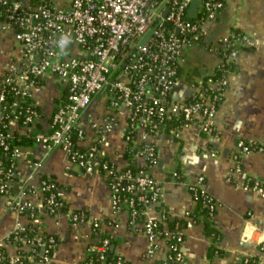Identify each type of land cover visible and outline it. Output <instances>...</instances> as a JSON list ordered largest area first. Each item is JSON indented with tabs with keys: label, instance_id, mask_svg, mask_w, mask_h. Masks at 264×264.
Returning a JSON list of instances; mask_svg holds the SVG:
<instances>
[{
	"label": "built area",
	"instance_id": "built-area-1",
	"mask_svg": "<svg viewBox=\"0 0 264 264\" xmlns=\"http://www.w3.org/2000/svg\"><path fill=\"white\" fill-rule=\"evenodd\" d=\"M193 1L197 5L188 17ZM52 3L0 0V29H16L20 50L0 81V126L4 129L0 130V199L7 210L26 219L25 224L17 221L7 236H11V242L6 245L13 247L15 254L9 256L3 246L0 264H24L23 260L28 261L25 264H53L56 240L44 231L41 218L67 213L64 190L41 174V161L30 162L26 170H19L22 147L8 141L18 129L27 130L33 143L48 151L61 150L83 175L102 176L110 191L112 212L126 213L129 226L138 228L147 238L146 256H152L163 243L167 260L188 264L180 252L183 231L177 225L167 227L161 184L148 171L157 164L156 148L150 140L172 118L181 119L180 126L191 124L210 133L217 112L215 103L224 95L228 74L196 85L188 97L176 95V75L185 50L201 38L205 25L223 10L225 0H69L66 6ZM63 35L75 44V54L61 49ZM252 45L250 36L239 31L221 38L213 48L220 58L217 68L233 63L241 49ZM48 75H54L64 86L65 97L51 116L50 130L31 131L40 117L31 96ZM97 94L107 96L110 117L96 125L95 139L87 143L83 114ZM7 95L11 96L9 101ZM123 112L128 153L145 163L141 168L134 162L138 168L135 171L130 165L117 169L103 158L100 149L115 125L113 120ZM255 151H264V140H239L233 160L238 162L240 154ZM34 179L42 195L39 208L29 200ZM244 188L264 194V185L257 179L247 180ZM188 190L195 203L200 197L204 206L215 209L202 176L188 184ZM151 206L157 208L158 217L149 216ZM189 215L186 212L185 218ZM69 219L72 224L89 223L94 236L83 264H126L119 256H109L111 236L102 231L100 219H89L82 211L69 213ZM259 250L264 254V240Z\"/></svg>",
	"mask_w": 264,
	"mask_h": 264
},
{
	"label": "crops",
	"instance_id": "crops-1",
	"mask_svg": "<svg viewBox=\"0 0 264 264\" xmlns=\"http://www.w3.org/2000/svg\"><path fill=\"white\" fill-rule=\"evenodd\" d=\"M68 1L53 0L52 4L66 6ZM232 31L246 33L253 45L241 49L231 63L233 71L227 76V86L210 133H203L191 124L170 127L167 123L150 140L156 148L157 164L148 171L161 184V205L169 218L184 221L180 252L188 264H233L244 257H258L259 264H264V254L259 250L264 240V194L244 188L251 179L264 185V151L240 154L238 162L233 160L239 140L245 143L264 140V0H225L223 10L213 22L205 25L201 38L185 50L176 75V95L188 97L193 87L214 72L220 58L213 48ZM15 34L14 28L0 29V81L20 51ZM61 49L70 54L77 52L75 44L66 35L61 37ZM65 93L64 86L54 75L41 80L31 96L40 115L31 131L50 130L51 116ZM109 117L107 96L95 95L83 114L87 143L95 139L96 125L103 124ZM113 122L115 125L100 149L103 158L124 170L130 165L126 157L129 146L123 137L127 127L124 112L117 114ZM14 133L26 135L27 130L18 129ZM22 151L23 160L18 164L20 171L26 170L30 162L41 161V174L52 178L64 190L67 213L45 214L41 218L44 231L56 240L53 264H83L88 258L87 248L94 239L91 227L89 223L72 224L69 219V213L80 211L89 219L102 221V231L111 236L113 254L126 264H170L163 243L152 256H146L147 238L138 228L129 226L126 213L112 212L110 191L102 176L83 175L59 149L48 151L32 143L22 146ZM132 160L137 167H144L143 160ZM174 173L178 177L173 176ZM198 176L204 178L206 190L215 203L211 221L219 233L218 240L205 234L201 217L196 222L191 217L185 218L186 212L189 216L196 212L188 184ZM30 185L33 194L29 200L39 208L42 195L38 180L34 179ZM148 214L158 217L157 208L149 207ZM19 220L26 222L24 217L7 210L0 199V246L5 247L9 256L14 255L15 250L6 245V239ZM211 246L220 254L209 259Z\"/></svg>",
	"mask_w": 264,
	"mask_h": 264
},
{
	"label": "trees",
	"instance_id": "trees-1",
	"mask_svg": "<svg viewBox=\"0 0 264 264\" xmlns=\"http://www.w3.org/2000/svg\"><path fill=\"white\" fill-rule=\"evenodd\" d=\"M36 1L37 0H32V2L34 4H36ZM48 1H50V0H45V2H48ZM1 12H3L2 6H0V13ZM232 71H233V65L232 64H225V65L221 66L220 68H216L210 76H207L204 79L203 82H206L208 80L216 81V80L222 79ZM208 92L212 93V91H208ZM10 98H11V96L7 95L6 101H9ZM221 100H219V101L217 100L215 105L218 106V104L220 103ZM166 122L169 124L170 127H177L183 123L181 119L176 120L174 118L167 120ZM0 130H4V129L0 126ZM8 141L10 142L11 145H17V146H21V147L22 146H28V145L33 143L31 134L19 135L17 133H14L12 136H10L8 138ZM1 154H2V149L0 147V155ZM126 157L130 162L129 168L132 171L137 170L138 168L134 165V161L132 160L131 155L127 154ZM9 191H12V188H9ZM196 200H197L196 201V212L191 214V218L196 222V221H198V217H201L205 234L212 237L215 240H218L219 239V233L215 228L212 227V221H211L215 210H210L207 206H204L200 197H197ZM166 225L168 228H172L176 225L179 228H182L184 225V221L183 220H177V219L172 220L168 216L166 219ZM6 242L7 243L11 242V236L7 239ZM0 249L4 250L3 247H0ZM218 254H220L219 250L217 248H215L214 246H211V248L208 251L209 259L215 255H218ZM111 255H113V252L109 253V256H111ZM22 262L25 264L28 261L23 260ZM167 262H169L170 264H173L169 260H167ZM4 263L6 264V262H4ZM258 263H259L258 257H244V258L237 260L233 264H258ZM154 264H164V263H154Z\"/></svg>",
	"mask_w": 264,
	"mask_h": 264
},
{
	"label": "water",
	"instance_id": "water-1",
	"mask_svg": "<svg viewBox=\"0 0 264 264\" xmlns=\"http://www.w3.org/2000/svg\"><path fill=\"white\" fill-rule=\"evenodd\" d=\"M196 5H197V2L196 1H193L192 3H191V5H190V8H189V10H188V12H187V16L188 17H191L192 16V13L194 12V10H195V8H196ZM150 34V33H149ZM148 34V35H149ZM147 35V36H148ZM110 250L112 251L113 250V246H111L110 247Z\"/></svg>",
	"mask_w": 264,
	"mask_h": 264
}]
</instances>
